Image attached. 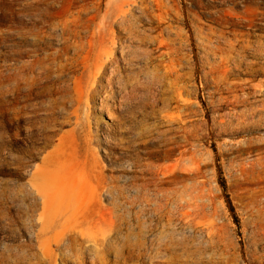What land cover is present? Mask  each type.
Here are the masks:
<instances>
[{"label": "bare ground", "instance_id": "1", "mask_svg": "<svg viewBox=\"0 0 264 264\" xmlns=\"http://www.w3.org/2000/svg\"><path fill=\"white\" fill-rule=\"evenodd\" d=\"M169 2L171 11L164 0H0V223L12 233L0 239V264H223L209 254L224 253L225 235L208 219L216 208L198 162L193 86L198 79L207 89L216 123L256 129L261 94L229 73L242 66L240 57H264L254 32L264 0ZM149 41L154 46L143 48ZM142 56L157 86L154 105L163 84L177 96L161 123L137 127L125 111L144 84L134 74ZM96 112L114 117L116 127L103 128ZM130 133L145 143L130 156L124 182L97 157L104 150L119 162V147L130 152ZM259 141L245 135L236 146L254 149ZM24 143L32 149L23 151ZM4 164L15 176L5 177Z\"/></svg>", "mask_w": 264, "mask_h": 264}, {"label": "rangeland", "instance_id": "2", "mask_svg": "<svg viewBox=\"0 0 264 264\" xmlns=\"http://www.w3.org/2000/svg\"><path fill=\"white\" fill-rule=\"evenodd\" d=\"M164 1L167 3L163 4L164 10L170 9L171 11L169 0ZM179 1L182 2L185 8L189 4L188 0ZM7 16L5 13L1 14L3 19H6ZM176 23L189 29V26L182 19H177ZM239 28L246 29L247 27L244 23L239 25ZM254 32L264 43V21L255 24ZM142 46L143 48H151L154 44L153 41H149ZM185 50L190 51V46H185ZM252 50L255 51V49ZM140 59L142 60L140 66L135 68L134 74L144 84H141L136 90V94L133 95L125 112L136 118L133 125L137 127L144 125L145 127V125L155 121L161 123L162 114L167 113L163 110L167 106L176 105L177 92L175 88L168 84L159 86L160 102L159 105L155 106L150 90L152 87L155 89L157 86L153 85L152 75L148 74L150 67L146 62V57L142 56ZM239 60L242 61V66L229 73L231 80H239L256 86L259 90L258 94H261L260 98H257V104L264 106V57L258 60L240 57ZM194 66H196V63H194ZM198 69L195 68V70ZM186 71H188V68L182 70V72ZM201 85V82L197 79L196 84L193 86L195 89L193 99L196 102V113L193 117L196 120L194 132L197 135V143L200 149L198 162L202 166L201 177L206 182L216 208V213L208 219L219 223L225 235L224 253H219L216 249H213L209 254L214 261L222 260L223 264H264V119L258 123L256 129L251 131L233 132L229 126H221L215 122V107L209 99V93ZM230 111V108L224 107L222 112L227 114V118H229ZM113 112L115 113V110ZM95 115L102 123L103 128L114 129L116 127L114 117L111 118L106 113L98 112ZM36 118H42V115L38 114ZM232 121L236 125L237 120L232 118ZM29 125L28 119L20 122L19 133L23 137L27 136ZM73 126V121L65 124L62 130L58 132L56 139H60ZM254 134L260 136L259 146L254 149L237 148L236 142L240 141L245 135ZM129 136L130 139L134 140L131 142L130 152L126 154L124 149L119 147V162L113 163L108 157L107 151L104 150H100L97 157L98 162L106 169L107 173L120 175L124 182L130 178L124 177L122 174L123 172L126 174L129 172L127 167L129 166L130 156L140 151L136 149H142L145 143L142 139L135 143L137 135L130 133ZM25 141L27 140L25 139ZM41 146L42 144H37L34 148H41ZM31 149L29 143L23 144V151ZM37 149L34 151H37ZM41 155V153L38 154V156ZM36 160L40 161V159ZM4 165L7 171L12 173V175L10 173L6 174L5 177L15 176L17 169L13 168L11 164ZM7 166H10V169ZM194 179L196 180L197 177H194ZM111 201L110 198H106L103 203L106 206H111ZM15 212L13 211V213ZM0 226L3 227V230L0 231V239L7 234H12L6 232L7 230L2 223H0ZM28 232L29 230L23 234L26 239L29 238ZM231 252L235 254V259L227 261L225 255L231 254ZM136 262L131 263L138 264L137 260ZM146 264H160V260L155 258L149 260Z\"/></svg>", "mask_w": 264, "mask_h": 264}]
</instances>
